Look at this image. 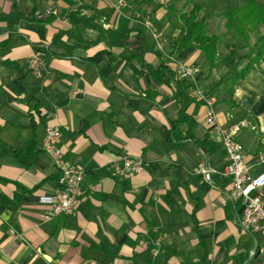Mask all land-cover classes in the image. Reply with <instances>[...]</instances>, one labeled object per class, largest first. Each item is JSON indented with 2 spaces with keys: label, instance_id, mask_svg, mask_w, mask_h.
<instances>
[{
  "label": "crops",
  "instance_id": "0c3cea01",
  "mask_svg": "<svg viewBox=\"0 0 264 264\" xmlns=\"http://www.w3.org/2000/svg\"><path fill=\"white\" fill-rule=\"evenodd\" d=\"M124 1L121 14L118 0H0V142L22 151L34 138L36 153L29 166L0 159V264H264V237L242 228L230 181L218 174L208 184L202 180L203 167L226 165L205 106L188 98L144 26L152 19L170 47L179 34L166 20L173 0ZM192 1L201 6L206 29L221 10L247 2ZM81 6L97 10L104 31L129 35L111 42L73 26L69 14ZM41 51L50 55L36 77L27 61ZM176 57L200 67L195 47ZM176 81L186 92L183 102ZM210 82L213 88L218 81ZM181 109L196 124L194 140H207L210 152L169 140V121ZM241 119L255 127L236 140L256 177L264 174V54L236 82L231 101L216 107L223 127ZM48 124L60 129L63 162L84 177L73 213L45 220L49 208L40 199L55 194L59 177L44 151ZM123 158L142 159V171L113 176L110 165Z\"/></svg>",
  "mask_w": 264,
  "mask_h": 264
},
{
  "label": "built area",
  "instance_id": "2783aa9c",
  "mask_svg": "<svg viewBox=\"0 0 264 264\" xmlns=\"http://www.w3.org/2000/svg\"><path fill=\"white\" fill-rule=\"evenodd\" d=\"M121 8L126 4L121 0L118 4ZM138 17V16H136ZM146 28V27H145ZM159 52L170 60L171 69L176 78L187 83L188 98L205 106L206 124L218 137L225 153L226 165L221 170L203 167L200 170L202 180L210 183L212 175L218 174L230 181L231 198L239 200L242 205L240 224L242 228L254 235L264 237V174L253 177L249 174V167L245 164L243 146L236 140L242 129L254 130L246 119H241L229 126H221L216 121L214 98L207 95L200 87L198 66H188L177 59L165 54L158 38L153 35ZM43 57L40 52L30 56L27 67L31 74L39 77L43 67ZM44 151L50 156L53 166L59 174L58 190L52 196L42 197L40 203L47 206L49 211L44 213L45 220L54 217L65 216L73 213L77 208L82 195L81 184L84 173L80 168L68 165L62 160L60 147V129L57 125L48 124L45 127ZM260 162L264 156H259ZM142 159L123 158L120 163L110 165L113 176H131L142 171ZM264 250V249H263Z\"/></svg>",
  "mask_w": 264,
  "mask_h": 264
},
{
  "label": "trees",
  "instance_id": "16d2710c",
  "mask_svg": "<svg viewBox=\"0 0 264 264\" xmlns=\"http://www.w3.org/2000/svg\"><path fill=\"white\" fill-rule=\"evenodd\" d=\"M179 2H181V0H173L167 7L168 15L166 20L172 24L173 20L177 19L176 13L181 12L179 14V18H181L182 22L179 27L178 37L169 47V53L171 55L176 56L181 51H185L190 47H195L207 63L208 69L206 77L208 78L212 71H214V69H216L220 64L228 65L231 62H238L239 58H243L242 56H239L238 53L245 49H249V53L244 57L248 61L247 64L229 83L228 94L232 96L236 82L243 79L250 72L251 68L261 60V57L264 54V34L258 35L256 38V42H259L258 44L255 43V46L252 48L250 45L251 33L255 32L258 25H264V5L260 6L253 0H247L243 6L230 9L228 8L223 13L226 27L225 37L228 40L226 43H222L219 35L207 34L204 22L198 19V15L202 11V8L198 3H195L192 0H185L181 9L178 10L177 4ZM189 6H191L190 9L186 11V13L182 14V11ZM83 10L88 11L89 15L81 13ZM68 18L73 26H83L84 28L97 30L101 35L108 37L111 42L125 40L129 35L126 31H122L120 33H108L104 31L102 26L97 22L99 20L98 12L93 7L81 6L74 13L69 14ZM139 34L143 46L147 49L148 45L143 32H140ZM221 45H223L227 53L226 55L220 56L219 48ZM4 46H6V43L2 47ZM40 53L43 59L50 55L48 52L44 51H41ZM159 55L162 57L160 53ZM162 63H164V66L167 67L164 61ZM151 73L153 75H157L154 71ZM176 84V96L181 102L182 98L186 96V92L178 81H176ZM220 85L221 83L218 81L213 85V89H218ZM182 127H184V134ZM195 128V122L191 120L181 109L179 111L178 118L174 121H169V140L171 142L190 141L197 149H199L200 152H210L212 146L207 140L202 142L194 140ZM34 148V138H31L27 146L22 151L0 142V159L5 157H14L17 158L23 165L29 166L31 165L30 161H32L36 155ZM22 153L24 154L26 160L22 159ZM27 160H29V162Z\"/></svg>",
  "mask_w": 264,
  "mask_h": 264
},
{
  "label": "rangeland",
  "instance_id": "374dc122",
  "mask_svg": "<svg viewBox=\"0 0 264 264\" xmlns=\"http://www.w3.org/2000/svg\"><path fill=\"white\" fill-rule=\"evenodd\" d=\"M121 0H118V3L120 2ZM126 6H127V3L122 0ZM185 1V0H183ZM184 2H179L177 4V9L180 10L182 5H183ZM118 9H119V12L122 14L123 12V8H121L119 5H117ZM190 9V6L185 8L183 11H182V14L186 13V11H188ZM219 9V8H217ZM215 9L213 10L214 12H218V10ZM224 10V9H223ZM181 12H177L176 13V16H177V19H174L173 20V24L175 26V28H173V32L176 31H179V27L180 25L182 24L181 22V18H179V14ZM221 13H224V11L221 10ZM217 21L216 24H210L208 26V29H207V34H213V35H219L221 37V40H222V43H226V41L228 39H226L225 37V34H226V29L224 27V22H225V19L224 17H217L215 19ZM163 22H167V21H164ZM152 19H146V21L144 22V26L146 27V30L148 32V34L151 36L153 42H154V38H153V35H155L158 39V42L159 44L161 45L162 47V50L165 54H169L170 57L174 58V59H177L178 61H180L176 56H173L169 53V45H168V42L165 40L167 38H165L164 35H162L161 37L153 30L152 28ZM261 34H264V25H258V27L255 29V32L251 33V42H250V45H251V48L253 46H255V43H259L258 41L256 42V38L258 37V35H261ZM166 42H165V41ZM154 46H155V51L160 53L158 48H157V44H155L154 42ZM219 53H220V56H223V55H226V51L223 47V45H221V47L219 48ZM249 53V49H245L241 52L238 53L239 56H242L243 58H239L238 62L235 61L231 64H228V65H223V64H220L216 69H214V71H212L211 75L208 77L209 78V81L207 80L206 76H207V63L205 62L204 60V57L201 55V58L200 60H198V62L200 63V71H201V76H200V87L202 89H204L206 92H208V95L213 97L214 98V107H215V114H216V107L218 105H222V103H227L229 101H231V96L228 94V90H229V83L231 82V80L237 75V73L242 70L244 68V66L247 64V59L244 58L245 55H247ZM161 54V53H160ZM162 58H163V61L165 62V64L167 65V67H169L171 69V62L169 59H167L166 57H163V55L161 54ZM181 63L183 64H186L188 66H195V65H191L189 63H186V62H183V61H180ZM172 70V69H171ZM174 73V72H173ZM208 82H207V81ZM179 81V80H178ZM210 81H220L221 85L218 89H213L210 85ZM180 82H183L182 80H180ZM186 85V89H187V83L185 82L184 83ZM209 85V86H208ZM210 87V88H209ZM205 92V93H206ZM188 96V95H187ZM191 100V99H190ZM206 120V118H205ZM206 123V122H205ZM207 125V124H206ZM208 126V125H207ZM210 128V127H209Z\"/></svg>",
  "mask_w": 264,
  "mask_h": 264
}]
</instances>
